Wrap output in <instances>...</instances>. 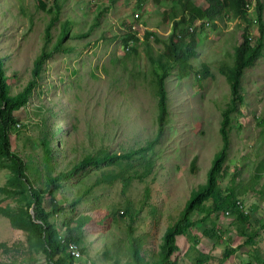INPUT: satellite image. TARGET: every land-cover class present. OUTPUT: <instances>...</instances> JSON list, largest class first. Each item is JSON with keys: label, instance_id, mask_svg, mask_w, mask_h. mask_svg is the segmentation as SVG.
I'll return each mask as SVG.
<instances>
[{"label": "rangeland", "instance_id": "rangeland-1", "mask_svg": "<svg viewBox=\"0 0 264 264\" xmlns=\"http://www.w3.org/2000/svg\"><path fill=\"white\" fill-rule=\"evenodd\" d=\"M255 1H245L244 17L222 13L190 24L197 31L192 71L180 77L177 64L170 66L164 130L150 149L133 152L156 133L157 97L144 46L127 50L125 35L143 39L151 29L157 39L149 43L161 52L180 0H0L6 92L18 95L38 54L50 53L9 127L10 149L31 184L44 188L48 172L68 171L85 157L117 155L61 179L53 191L64 205L50 216L59 241L70 219L82 223L78 242L70 241L79 252L74 264L160 263L164 232L205 185L221 148L220 112L230 101L223 69L234 63L245 30L253 42L258 36ZM240 82L242 99L230 113V144L217 178L222 190L237 186L236 205L227 211L201 201L193 224L175 237L172 264H264V167L257 171L264 163V42ZM9 163L0 156V264H48L28 219V187L14 179ZM44 207L50 209L48 196Z\"/></svg>", "mask_w": 264, "mask_h": 264}, {"label": "trees", "instance_id": "trees-1", "mask_svg": "<svg viewBox=\"0 0 264 264\" xmlns=\"http://www.w3.org/2000/svg\"><path fill=\"white\" fill-rule=\"evenodd\" d=\"M246 0H204L205 5L191 3L190 0H180L179 15L173 11L175 17L172 27L167 34V37L161 41L163 48L161 52L154 53L153 47L149 43V37L153 35L156 40L155 33L147 30L144 38L140 39L131 33L125 35V46L127 50H134V43H141L144 46L147 57L151 60L149 72L153 80V88L157 97V130L155 135L146 141L143 146L138 147L133 152H140L150 149L160 138L164 127L167 123V102L166 91L164 88V78L168 73L170 66L177 64V70L180 77H183L192 71V64L189 60L195 55V45L197 43V31L193 28L189 29L190 24L196 19L200 20H216L221 14L229 13L233 18L244 17L246 13ZM256 20L258 22V36L253 42L251 35H247L245 30L242 35V41L237 45L235 53V61L232 65L225 67L223 72L228 79L230 86V101L221 108V140L222 145L211 167L207 172V180L204 186L191 194L184 208L180 212L178 219L169 226L163 235L162 256L159 264H172L170 256L177 250L175 237L184 234L187 229L193 224L190 220V215L195 211L199 212L203 207L200 203L203 200H211L212 204H217L216 208H222L229 211V208L235 207L237 200V186L229 185L225 190H222L217 184L220 166L227 155L230 144V136L227 130L230 113L236 111L237 104L241 101L240 78L244 69L250 65L253 60L260 55L264 42V17L262 15L263 5L256 0L255 3ZM132 23V22H131ZM130 23V24H131ZM129 24V25H130ZM183 28H180V27ZM201 26V25H200ZM199 26V27H200ZM66 30L62 31L63 37ZM48 35V34H47ZM60 38L59 43L64 39ZM160 41V40H158ZM50 55L45 48L38 54L34 61L32 79L26 84L23 90L16 96H11L6 92L5 82L0 73V156L10 161L14 179L25 184L28 187L30 202L33 204V214H28L29 221L37 228L39 237L43 241V250L48 264H74L72 254L67 253L69 250V242H78L81 236V222L70 219L65 224L66 239L64 242L59 241L57 231L50 221V216L64 208L57 202L53 195L54 189L57 187V182L61 179H66L77 173L81 169L95 165L98 162L105 160H114L117 155L103 154L97 157H85L79 163L72 166L68 171L59 172L56 175H51L49 172L45 178L44 188H35L24 171V163L22 158L10 149L9 127L15 123L13 112L19 109L27 102V96L32 86L36 83L42 68L44 60ZM205 71L206 67H202ZM202 70V71H203ZM43 151L46 156L49 154L47 142L42 140ZM125 153V156H129ZM195 161H192L194 166ZM264 163L257 166V171H262ZM45 196L49 198L50 209L44 207ZM1 212L2 209H0ZM239 217L242 215L239 213ZM241 219V218H240ZM245 220V219H244ZM76 221L75 224L73 222ZM246 221V220H245ZM60 254L55 257V254ZM138 256V252H135ZM77 264H86L85 262H77Z\"/></svg>", "mask_w": 264, "mask_h": 264}, {"label": "built area", "instance_id": "built-area-1", "mask_svg": "<svg viewBox=\"0 0 264 264\" xmlns=\"http://www.w3.org/2000/svg\"><path fill=\"white\" fill-rule=\"evenodd\" d=\"M69 251L71 254L77 256L79 254L76 243L69 242Z\"/></svg>", "mask_w": 264, "mask_h": 264}, {"label": "clouds", "instance_id": "clouds-1", "mask_svg": "<svg viewBox=\"0 0 264 264\" xmlns=\"http://www.w3.org/2000/svg\"><path fill=\"white\" fill-rule=\"evenodd\" d=\"M189 29H190V30H192V29H193V27H191V26H190V27H189ZM150 31H152V32L154 33V31H153V30H151V29H150ZM151 39H153V40H154V38H153V35L151 36Z\"/></svg>", "mask_w": 264, "mask_h": 264}]
</instances>
